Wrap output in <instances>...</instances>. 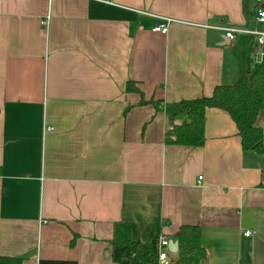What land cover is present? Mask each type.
Instances as JSON below:
<instances>
[{
	"label": "crops",
	"instance_id": "crops-1",
	"mask_svg": "<svg viewBox=\"0 0 264 264\" xmlns=\"http://www.w3.org/2000/svg\"><path fill=\"white\" fill-rule=\"evenodd\" d=\"M262 6L0 0V254L133 264L127 245L110 242L115 221L140 242L176 239L189 223L208 253L201 264H264V153L243 149L217 107L205 109L202 145L166 142L171 120L160 109L211 95L264 59L254 37L230 40L219 28L264 30ZM166 17L167 31H152ZM256 125L264 143V109ZM167 255L176 264L177 251Z\"/></svg>",
	"mask_w": 264,
	"mask_h": 264
},
{
	"label": "trees",
	"instance_id": "trees-1",
	"mask_svg": "<svg viewBox=\"0 0 264 264\" xmlns=\"http://www.w3.org/2000/svg\"><path fill=\"white\" fill-rule=\"evenodd\" d=\"M127 91L140 92L132 80L126 83ZM159 108V101H145ZM206 107H217L227 111L236 124L243 149L264 153L262 129L256 125V116L264 109V59L244 66L242 74L231 84H219L211 95L165 102L161 108L171 119L165 131L166 142L188 146L204 143V112ZM178 242L176 264H201L208 253L201 243V230L197 224H181L175 233ZM75 236L71 242H74ZM158 237L150 241H134L130 237V224L115 221L110 242L113 245H127L128 262L153 264L158 260ZM19 255L0 254V264H22Z\"/></svg>",
	"mask_w": 264,
	"mask_h": 264
},
{
	"label": "built area",
	"instance_id": "built-area-1",
	"mask_svg": "<svg viewBox=\"0 0 264 264\" xmlns=\"http://www.w3.org/2000/svg\"><path fill=\"white\" fill-rule=\"evenodd\" d=\"M164 20L160 23H155L152 26V31H158L165 33L168 29V23L171 20L169 17L163 18ZM256 21L264 23V6L259 7L255 16ZM47 23V21H44ZM225 30V35L230 40L234 39L236 33H242L249 37H254L255 41L259 45L264 46V30H259L253 27H244V26H230V27H219ZM261 57H264V50L261 52ZM47 129H52V127H46ZM201 178V176H199ZM246 234H249V230L245 231ZM158 264L167 263V254L168 249V239L164 235L158 237Z\"/></svg>",
	"mask_w": 264,
	"mask_h": 264
},
{
	"label": "water",
	"instance_id": "water-1",
	"mask_svg": "<svg viewBox=\"0 0 264 264\" xmlns=\"http://www.w3.org/2000/svg\"><path fill=\"white\" fill-rule=\"evenodd\" d=\"M263 175H264V173H263ZM167 246H168L169 251L176 252L177 251V247H178V242H177L176 239H170L168 241V245Z\"/></svg>",
	"mask_w": 264,
	"mask_h": 264
}]
</instances>
